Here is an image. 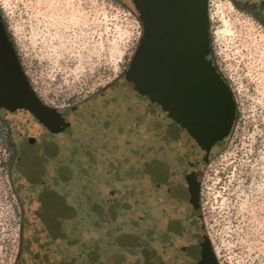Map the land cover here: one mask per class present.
Returning a JSON list of instances; mask_svg holds the SVG:
<instances>
[{
	"label": "rangeland",
	"instance_id": "374dc122",
	"mask_svg": "<svg viewBox=\"0 0 264 264\" xmlns=\"http://www.w3.org/2000/svg\"><path fill=\"white\" fill-rule=\"evenodd\" d=\"M259 1L264 0H208L211 57L235 107L229 136L199 178L201 221L218 264H264V25L253 15ZM0 18L31 88L42 103L59 111L89 107L120 83L142 36L131 0H0ZM17 133L15 122L2 116L0 264H39L47 256L46 222L55 218L52 211L42 216L37 201L42 187L76 213L79 194H92L95 210L104 212L103 222L109 221L105 200L114 188L85 177L91 161L79 155L72 159L67 140L60 147L58 137L52 141L56 154L44 158L40 151L35 158L40 187L29 194L20 179L26 170L19 165L27 162L18 161ZM110 165L106 169L114 168ZM92 175H105L103 165ZM74 223L82 225L80 219ZM71 228L76 227L68 222L67 231ZM105 231L85 229L81 243L68 253L80 255L82 247L105 239ZM65 256L60 261L67 263Z\"/></svg>",
	"mask_w": 264,
	"mask_h": 264
},
{
	"label": "water",
	"instance_id": "95a60500",
	"mask_svg": "<svg viewBox=\"0 0 264 264\" xmlns=\"http://www.w3.org/2000/svg\"><path fill=\"white\" fill-rule=\"evenodd\" d=\"M131 1L142 36L124 79L91 106L64 111L68 122L31 88L0 18V114L31 143L45 129H69L60 147L91 161L85 177L114 188L105 204L136 264H218L201 221L199 178L229 136L235 107L209 58L208 0ZM90 111L109 118L92 122ZM99 163L105 175L97 179Z\"/></svg>",
	"mask_w": 264,
	"mask_h": 264
},
{
	"label": "trees",
	"instance_id": "16d2710c",
	"mask_svg": "<svg viewBox=\"0 0 264 264\" xmlns=\"http://www.w3.org/2000/svg\"><path fill=\"white\" fill-rule=\"evenodd\" d=\"M52 149L53 148H51V150ZM49 155L52 157L54 152L49 153ZM78 198L80 207L78 208L77 213L74 207H69V205H67L65 202L63 203L61 199L59 200L58 197L57 201L59 202L56 205H50L48 208H43V218H48L50 211H52L51 216L53 213L55 214V218L51 222H46V227L49 231V238L45 243L46 247L44 253H46L47 256L45 257V261L42 263L40 262L39 264H136L133 254L130 253L127 247H125V242L120 237V234L116 233L115 230L112 231L111 222H113V215L108 212L109 215L107 214L108 218H106L109 221L105 220L103 222L101 218L105 219L104 212H100L99 209L98 211L95 210L94 207L97 204L92 201V194H79ZM71 209L75 211V217H73L70 213ZM58 214H60V217H56ZM78 219L82 221V225L74 223L77 222ZM64 221L67 222L64 224ZM68 222H72L76 227L74 229L71 228L69 232L67 231ZM78 228H80L82 232L85 229H106L105 232L107 233V237L105 239L102 238L95 241L93 247L92 245L91 247H82V253L80 255L73 256L68 252L74 250V248H76L81 243V240L79 241V237L82 235V232L78 233ZM72 230L76 231L73 233ZM52 234H54V236H52ZM51 246H54L52 247L53 249L49 248ZM50 252L56 256L51 257ZM64 255H66V259H69V262L64 263L60 261Z\"/></svg>",
	"mask_w": 264,
	"mask_h": 264
},
{
	"label": "flooded vegetation",
	"instance_id": "af4514ba",
	"mask_svg": "<svg viewBox=\"0 0 264 264\" xmlns=\"http://www.w3.org/2000/svg\"><path fill=\"white\" fill-rule=\"evenodd\" d=\"M264 1H259V3L257 5L254 6V9L256 10V12H254V17L259 20L260 22L263 21L264 19ZM257 16V17H256ZM209 58L212 60L213 65H214V60L211 57V48H210V56ZM215 66V65H214ZM216 68V67H215ZM107 92L104 93H100L98 99L102 96V95H106ZM97 100V99H96ZM95 102V100H93ZM72 111V113H74L76 110L74 108L70 109ZM62 112L64 114V118L65 121L68 122L67 119V115L64 111H59ZM94 113V114H93ZM91 112L90 111V115L93 116L92 117V122H97L100 119H102L103 117L106 116V119H108L109 117H107L109 114H105V115H101L99 113H95V112ZM0 119L2 120V115L0 114ZM69 129H66L64 132L60 133V134H53L48 132L46 129L44 130L42 136L40 138L37 139V141L35 143H31L27 138H24L19 132L17 133V136L20 139L21 142V146L19 148H17V158L18 161L21 160V157L24 158L26 160V166H21L19 165V168L21 167H25V174L22 175L20 177V179H22V183L24 185V188L27 190V192L30 194L31 191H33L36 187H40L39 181L37 178H39V176H37L39 174V172L35 171V158H39L40 156V151L43 152V156L44 158H46V154H49L47 152H45V149H49L51 148V145H53L52 141L60 136V135H64L65 137H68L69 134L66 133ZM39 142V146L37 148L36 143ZM224 142L220 143L219 145H222ZM39 154H38V152ZM211 157L209 158L210 161ZM23 160V161H25ZM208 161V163H209ZM143 175V166H141L140 168V172H139V176L142 177ZM13 180V179H12ZM43 184V183H42ZM44 187V186H43ZM37 194V201H38V205L39 207H42V209L48 208L50 205H56L59 201H57V195L56 194H51L50 190L48 189H43ZM16 191V190H15ZM17 193V191H16ZM30 197V195H29ZM58 199L60 200V198L58 197ZM61 206V205H59Z\"/></svg>",
	"mask_w": 264,
	"mask_h": 264
}]
</instances>
